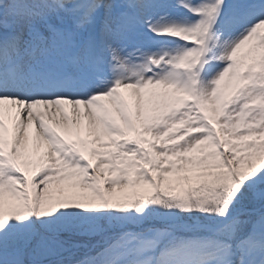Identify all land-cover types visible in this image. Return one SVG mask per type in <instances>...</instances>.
Returning <instances> with one entry per match:
<instances>
[{
	"label": "snow or ice",
	"instance_id": "1",
	"mask_svg": "<svg viewBox=\"0 0 264 264\" xmlns=\"http://www.w3.org/2000/svg\"><path fill=\"white\" fill-rule=\"evenodd\" d=\"M0 264H264V0H0Z\"/></svg>",
	"mask_w": 264,
	"mask_h": 264
}]
</instances>
